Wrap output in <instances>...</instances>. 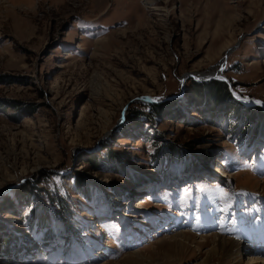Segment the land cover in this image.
I'll return each mask as SVG.
<instances>
[{"label":"rangeland","instance_id":"1","mask_svg":"<svg viewBox=\"0 0 264 264\" xmlns=\"http://www.w3.org/2000/svg\"><path fill=\"white\" fill-rule=\"evenodd\" d=\"M258 109L264 0H0V264H246Z\"/></svg>","mask_w":264,"mask_h":264},{"label":"bare ground","instance_id":"2","mask_svg":"<svg viewBox=\"0 0 264 264\" xmlns=\"http://www.w3.org/2000/svg\"><path fill=\"white\" fill-rule=\"evenodd\" d=\"M153 9L156 11L160 10V8L157 6H154ZM213 76L216 77L217 74L209 75L207 77L210 78ZM242 99L248 100V101L243 102ZM242 99H239V100L242 101L244 104L248 103L247 105H250L251 103L255 104V102H249V101H259V100L249 99V98H242ZM226 177H228V172H227ZM191 237L192 236L190 235L182 233V234H177L176 236L173 237V239L177 245H183L184 240H187V239L192 240ZM213 238L211 240V244L213 245V248H211L209 251L211 256H214L217 258L219 255H221L220 258L222 259L232 260L246 253V255L248 254V257H249L247 260L248 262H246V264H263L264 235L263 236L261 235L259 237L258 235L256 236L255 234H253V236L250 239L244 238L243 240L229 239V238H224V237H219V236H214ZM181 239H184V240H181ZM208 241L209 239H206L204 243L199 244L198 249H203L205 244L208 243ZM249 245H250V248H249ZM260 249L262 250L260 251Z\"/></svg>","mask_w":264,"mask_h":264},{"label":"trees","instance_id":"3","mask_svg":"<svg viewBox=\"0 0 264 264\" xmlns=\"http://www.w3.org/2000/svg\"><path fill=\"white\" fill-rule=\"evenodd\" d=\"M218 85H223L222 83H217ZM225 86V88L227 87L226 85H224ZM217 87V86H216ZM215 89V87H213V86H210L209 87V90H210V95H213V97H215V98H212V96H211V98L212 99H215V102L217 103L218 101H219V97L217 98L216 96H214V94H216V90H214ZM229 94V93H228ZM228 98H230V96H228ZM199 101H200V99L199 98H197ZM198 101V102H199ZM220 103V102H219ZM171 104H173V103H171V102H166V103H163V104H159V105H156V106H153V108L156 110V113H155V116H159L160 118L161 117H167L170 113H172V111L173 110H177L175 107H172L173 109H169L168 107L169 106H171ZM163 108V109H162ZM259 110V112H260V114H261V118H264V113H263V111L261 110V109H258ZM171 117V116H170ZM253 119H255V118H253ZM253 119H251V121H253ZM26 194H28V193H25V194H23V193H21V189H18L17 190V196L20 198V197H23V196H25ZM11 205V204H10Z\"/></svg>","mask_w":264,"mask_h":264},{"label":"water","instance_id":"4","mask_svg":"<svg viewBox=\"0 0 264 264\" xmlns=\"http://www.w3.org/2000/svg\"><path fill=\"white\" fill-rule=\"evenodd\" d=\"M220 71L221 72H223L224 71V69L222 68V69H220ZM191 78H193L195 81H197L198 83H204V82H206V83H208V82H211L212 80H219V81H221V82H224V83H227L228 85H229V87H230V91H231V93L233 94V97L237 100V101H240V100H238L236 97L237 96H239L238 94H236L235 92H234V90L231 88L232 86H231V84H230V81L225 77V76H223V75H221V77H210V78H208V79H201V80H198V79H196L194 76H190ZM185 90H186V88H182V93H181V95H183L184 93H185ZM173 98V97H172ZM171 99V98H170ZM143 100H145V101H149V102H151V103H154V104H156L157 102L155 101V100H151V99H148V98H146V99H144L143 98ZM166 100H164V101H160V102H158V104H160V103H163V102H165Z\"/></svg>","mask_w":264,"mask_h":264},{"label":"snow or ice","instance_id":"5","mask_svg":"<svg viewBox=\"0 0 264 264\" xmlns=\"http://www.w3.org/2000/svg\"><path fill=\"white\" fill-rule=\"evenodd\" d=\"M236 98H237L238 100L241 99L239 96H237ZM157 102H158V101H157ZM257 103H259V102H257ZM216 190L221 194V196H223V197H227V196H228V193L225 192V190H224L223 188L217 187Z\"/></svg>","mask_w":264,"mask_h":264}]
</instances>
